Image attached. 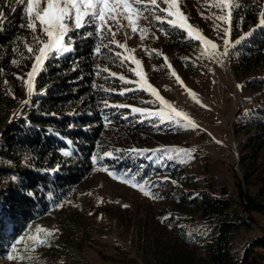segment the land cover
<instances>
[{
	"label": "rangeland",
	"instance_id": "obj_1",
	"mask_svg": "<svg viewBox=\"0 0 264 264\" xmlns=\"http://www.w3.org/2000/svg\"><path fill=\"white\" fill-rule=\"evenodd\" d=\"M0 2V11L5 13L4 19L0 20L1 28L8 22L13 5L9 6L8 0ZM210 2L214 5L217 0H179L178 8L188 18L187 24L217 44V49L202 45L199 39H189L185 31L183 32L188 41L180 49H175L169 44L165 34L166 23L152 24L144 20L138 22L147 29L141 39L140 34L132 33L127 21L121 18L120 24L123 26L119 28L116 40L125 47L117 48L111 45L110 52L116 67L106 66L105 69L108 72V80L114 84L111 90L119 93L123 89H133L126 93L129 96L130 92L135 99L120 95V99L110 100L108 105H126L116 108L126 112L129 110V114L138 115L142 121L149 122L156 128L158 137L154 136L152 144L149 145L142 142L131 144L129 135H124L126 128L113 125L103 133L102 143L105 147L125 145L146 149L151 152L148 158L157 163L164 161L169 166L178 167L180 177L186 175L192 181L193 185L189 187L203 190L206 194H217L220 186H224L228 191L227 197H236L237 180L245 190L255 194L258 190L255 176L264 173V146L251 165L249 162L252 159L243 158L251 152L245 147L248 134L241 127L240 116L252 109L256 102L251 91L244 88L246 79L235 77L230 59L234 42L248 32L244 31L234 38L231 35L226 37L225 29H229L231 25L215 17H227L228 9L221 12L217 7L209 6ZM161 6L166 7L163 4ZM111 23L109 21V24ZM112 31H117L116 25H112ZM70 37L72 38L71 35ZM41 39L42 42H47L46 36ZM224 39L230 40L227 46L229 55L226 56L220 55L226 47ZM40 46L42 43L35 42L33 47L36 51L28 55L32 61H25L20 65L13 63L10 68L12 76L2 80L0 91L8 92L12 98L10 113L5 120L7 123L25 115L26 105L41 92L36 87V80L46 69L52 56L35 75L31 94L23 83V80L28 79L27 73L31 71ZM21 52L17 56L23 60L27 50ZM117 52L127 57L123 66L120 58L113 55ZM212 52H215V56L210 55ZM133 57L141 61V68H137ZM131 69L141 70L147 83L176 110L185 113L198 127L184 128L171 122L161 123L157 117L148 118L133 113L131 108L155 111L161 106L150 92L136 90L137 83L124 84L119 80L118 77L123 75L130 81H137L139 78L130 71ZM109 73L116 75L110 76ZM3 74L0 72V77ZM189 92L194 96L189 95ZM129 121V118H125L124 123L128 124ZM180 123L184 124L186 121L181 120ZM3 142L0 130V169L27 167V161L15 163L2 153ZM109 149L107 151L112 153ZM173 149L185 150V154L177 156ZM168 156L173 158L168 159ZM101 166L111 170L121 179L135 177L138 182H147L152 195L158 198H149L128 184L113 179L107 172L99 170ZM245 173L249 175L247 183L243 181ZM155 176L158 179L140 181L137 175L123 174L122 170L116 171L112 165H96L56 206H49L45 214L28 222L26 226H16L15 229L10 226L9 214L2 206L4 195H0V264H156L155 240L161 239L166 245L180 243L182 239L176 231L178 228L185 229L187 233L197 231L206 237V233L212 229L199 219L197 212L178 203V200L170 202L164 197L166 194H175L178 190L185 191L188 188L179 178L178 171L177 179L168 174ZM14 179V176L1 177L0 192L6 194L8 184ZM251 215V227L241 228L235 234L234 255L238 258L242 254L245 241L264 232V216L258 212ZM165 217L167 219H164ZM37 228L53 233L47 238L46 246L38 244V240L45 239V235L43 232L37 233ZM18 240L19 244L16 243ZM13 246L16 248L15 252ZM255 250L264 252L261 247ZM196 253L204 256L198 245ZM10 256L13 259H10ZM20 256L25 257L23 262L19 259ZM29 257L31 259H28Z\"/></svg>",
	"mask_w": 264,
	"mask_h": 264
},
{
	"label": "trees",
	"instance_id": "obj_2",
	"mask_svg": "<svg viewBox=\"0 0 264 264\" xmlns=\"http://www.w3.org/2000/svg\"><path fill=\"white\" fill-rule=\"evenodd\" d=\"M12 5L17 10L12 11L8 22H4L0 28V72L4 73L0 77V88L2 80L12 76L10 68L14 60L19 65L32 61L28 52H25L26 58L23 60L17 55L26 51L25 45L33 47L36 42L32 32L21 27L25 23L22 8L17 7L15 0H12ZM262 11L264 0H239V6L232 11L230 27L232 38L244 31L248 32L240 44H234L230 59L235 77L246 79L244 88L251 91L256 102L252 109L240 116L241 127L248 134L245 147L251 152L243 158L252 159L250 165L264 146ZM164 30L169 44L175 49H180L188 41L179 28L166 24ZM90 32H94L91 27L70 33V47L73 50L51 57L46 69L36 80V87L41 92L26 105L25 115L10 123L5 122L10 113L12 98L8 92L0 91V130L4 140L2 153L15 163L27 161V167L24 168L0 169V178L15 177L8 184L7 193L0 192V195H4L2 206L9 214L10 226L13 229L26 226L28 222L45 214L49 206H56L96 165H112L116 171L122 170L123 174L137 175L140 181L158 179L155 175L164 174L177 179L178 171L179 178L188 188L164 197L170 202L178 200V203L190 207L212 231L204 237L197 231L187 233L185 229L178 228L176 231L182 239L180 243L166 245L161 239L155 240L156 264H263L264 252L255 249H264V232L245 241L239 258L234 255V243L239 229L251 227L253 212L264 216V173L255 176L258 188L255 194L245 190L238 180L236 197H227L228 191L224 186H220L217 194H206L203 190L189 187L193 185L192 181L186 175L180 177L178 167L148 158L150 151L137 155L130 150L144 149L137 146L103 145V133L113 125L126 128V133H123L129 135L131 144H152L158 132L138 115L129 114V110L126 112L110 105L105 106V102L108 104L110 100L121 98L119 93L111 90L114 84L108 80V72L103 71L106 66L115 68L116 64L109 51L111 45H108V39L101 43L96 35H89ZM97 44L100 45V53L95 51ZM98 69L101 70L99 74ZM128 95L126 93L122 96L135 99L130 92ZM125 118L130 119L128 124L124 123ZM108 148L113 153L112 157H104L99 163H94L93 157H103V151ZM117 149L120 151L116 152ZM248 176L244 174L243 181L246 183L249 182ZM197 245L204 256L196 253Z\"/></svg>",
	"mask_w": 264,
	"mask_h": 264
},
{
	"label": "snow or ice",
	"instance_id": "obj_3",
	"mask_svg": "<svg viewBox=\"0 0 264 264\" xmlns=\"http://www.w3.org/2000/svg\"><path fill=\"white\" fill-rule=\"evenodd\" d=\"M12 0H8L10 6ZM17 7L22 8L25 16V23L21 25L22 28L30 30L33 34V39L41 44L38 48V54L35 55V62L32 64L31 71L27 73V80H23V83L27 86L28 93L31 94L34 89V77L38 70H41L46 60L51 56L56 54H64L71 52L73 49L70 47L71 37L70 33L74 31H79L85 28H93L94 32H90L89 35H96L101 43L107 38L108 45H115L117 48H124L125 45L119 43L116 40V35L119 28L123 25L120 24L121 18L127 21V26L131 29L132 33H139L141 39L147 32V29L140 26L138 22L140 20L147 21L149 23L155 24H167L172 28H179L182 31L187 32L189 39H199L202 45H208L211 49H217L218 45L213 43L211 40L206 39L202 34H200L198 29L193 28L191 25L187 24V17L179 10L178 3L179 0H15ZM166 5V7L161 5ZM209 6H215L223 12L224 9H228L227 17L224 15L216 16L215 18L220 21H224L231 25V15L234 8L239 6V0H217L213 5L211 2ZM16 8H12V11H16ZM159 13H164L165 15H160ZM5 13L0 11V20H3ZM167 17H172L173 19H167ZM109 21L112 23L109 24ZM112 25L117 26V31H112ZM260 26H264V11L260 14ZM218 27V26H217ZM39 28V32L37 29ZM110 34V38L109 37ZM250 34V33H249ZM224 35L230 37V28L225 29ZM47 37V42H42V37ZM246 36L237 39L234 44H240ZM224 51L220 55H229L230 44L229 39H224L223 41ZM108 45H105L107 47ZM234 46V45H233ZM25 48L29 54L34 53L36 50L25 45ZM96 53H100V45L97 44L95 48ZM111 51V48H109ZM134 51V50H132ZM159 55V53H157ZM113 55L120 58L121 66H123L124 60L127 57H123L122 53H113ZM150 55V53H149ZM210 55L215 56V52L210 53ZM133 62L137 65V68H141V61L132 58ZM167 62V58H165ZM13 63H18L13 61ZM169 67H171L169 65ZM155 70V69H154ZM100 69H98V74ZM107 71V69H103ZM132 73L139 79L137 81H130L125 78V76L120 75L118 78L124 84L137 83L138 88L136 90H143L150 92L160 104V108L152 111L150 109H140L131 108L133 113H137L141 116H146L148 118L157 117L160 119L161 123L171 122L177 126L184 128L195 129L198 126L192 121L187 115L181 111L176 110L168 101L161 97L158 91L152 87V85L147 83L146 76L142 74L141 70L131 69ZM175 75V73H172ZM110 76H115V73H109ZM19 78V77H18ZM22 79V78H19ZM179 81V78H177ZM108 91L107 89H104ZM133 89H123L119 92V95H125L127 91H132ZM189 95L194 96V94L189 92ZM199 103V101H196ZM105 106L109 105L105 102ZM114 107L123 108L126 105H115ZM184 120L186 123L181 124L180 121ZM120 150L117 149L116 152ZM137 155L141 152L147 153L148 150H130ZM177 156L185 154V150L173 149ZM68 153H65L67 155ZM190 155V152L187 153ZM113 153L105 152L103 157H93L94 163H99L100 159L104 157H112ZM168 159L173 157L168 156ZM99 170L107 172L109 176L113 179H118L122 183L128 184L142 192L143 195L149 198H158L152 195L148 189L147 182H138L135 177L131 179H121L119 176L115 175L111 170L101 166ZM167 179V178H165ZM126 207V205H125ZM164 219H167L165 217ZM37 233L43 232L45 239L38 240L40 246H46L48 244V237H51L53 233L47 232L43 229L37 228ZM17 244L20 243L18 240ZM16 251L15 246H13V252ZM13 259L12 256L9 257ZM21 262L24 261L25 257L20 256ZM28 259H31L30 257Z\"/></svg>",
	"mask_w": 264,
	"mask_h": 264
}]
</instances>
